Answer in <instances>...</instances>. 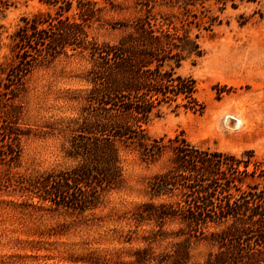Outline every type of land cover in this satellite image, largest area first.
<instances>
[{
    "label": "rangeland",
    "instance_id": "obj_1",
    "mask_svg": "<svg viewBox=\"0 0 264 264\" xmlns=\"http://www.w3.org/2000/svg\"><path fill=\"white\" fill-rule=\"evenodd\" d=\"M1 1L8 6L0 7V63L10 61L11 37L21 18L48 9L41 0ZM99 1L103 13L90 34L100 42L120 34L112 25L150 16L177 43L189 35L203 51L177 70L196 78L204 110L165 105L147 126L151 136L183 132L203 147L238 155L253 149L264 156V0ZM90 66L82 53L41 59L18 97L0 74L1 111L21 106L19 124L29 129L19 155L0 154V264H171L176 244L189 238V264L202 263L212 249L203 235L189 237L178 222L160 227L140 216L160 167L143 161L134 146L123 150L121 185L95 207L80 212L43 199V179L77 164L66 146L90 89Z\"/></svg>",
    "mask_w": 264,
    "mask_h": 264
},
{
    "label": "trees",
    "instance_id": "obj_2",
    "mask_svg": "<svg viewBox=\"0 0 264 264\" xmlns=\"http://www.w3.org/2000/svg\"><path fill=\"white\" fill-rule=\"evenodd\" d=\"M41 1L48 9L21 18L11 37L10 61L0 63L12 97L25 89L41 59L82 53L91 60L90 89L66 146L77 164L43 179V199L80 212L95 207L121 185L122 153L134 146L143 161L160 167L149 181L143 219L160 227L178 222L189 237L203 235L212 249L199 264H264V156L253 149L238 155L203 147L183 132L162 137L148 132L165 105L204 110L196 78L177 70L184 59L203 55L196 40L184 35L177 43L170 29L142 16L112 25L120 34L100 42L90 34L103 13L99 0ZM7 6L0 0V7ZM21 115L18 105L11 113L0 109V154L19 155L21 138L29 134L19 124ZM164 197L170 200L154 202ZM190 239L176 244L171 264H189Z\"/></svg>",
    "mask_w": 264,
    "mask_h": 264
}]
</instances>
